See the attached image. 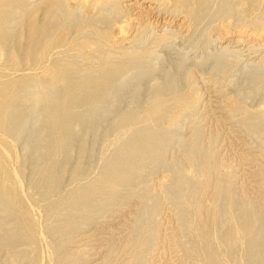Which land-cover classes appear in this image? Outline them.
I'll return each instance as SVG.
<instances>
[{
    "label": "rangeland",
    "instance_id": "obj_1",
    "mask_svg": "<svg viewBox=\"0 0 264 264\" xmlns=\"http://www.w3.org/2000/svg\"><path fill=\"white\" fill-rule=\"evenodd\" d=\"M91 1H78L82 7L79 15L93 13ZM121 2L130 4V9L125 7L117 17L121 22L112 27L119 29L122 24L127 31L122 36L127 41L134 38V43L126 41L123 46L153 50L149 62L155 65V74L143 78L135 70L125 75L120 86L122 105L115 108L110 100L92 114L91 129L84 130L82 126L76 129L77 143L65 156L66 164L61 170L65 189L88 190L98 185L107 135L118 116L132 111L137 103L146 104L152 89L164 84L167 77H179L188 84L187 77L192 76V89L184 93L195 107L176 108L175 115L161 126L165 140L153 146L157 159L146 158L142 167L135 170L133 183L115 198H111L109 191L92 197V210L85 216L75 214L73 226L64 234L56 226L62 216L68 219L70 203L59 206L49 220L50 202L41 201L43 194L37 186L38 170L49 147L44 140L36 142L32 138L41 123L34 103L38 84L31 88L22 134L17 140H8L15 144L22 165L24 206L35 228L29 239L11 238L19 231L18 226L0 212V236L3 237L0 238V264H204L196 236L200 222L209 232L206 242L217 241L223 264H264V132L261 134L252 124L254 114L260 112L264 127V29L259 33L260 29L255 31L252 25V20L263 19L262 12H249L247 4L232 0L233 12L215 16L221 1L213 0L211 11L194 24L186 14L173 12L171 4L159 12L153 9L157 4L149 1ZM164 30L175 35L168 43H156V35ZM116 33L120 39L118 30ZM87 61L83 66L91 64V57ZM242 95L247 98L248 111L235 108ZM192 144L197 148L194 153ZM82 164L89 168L88 173L77 178ZM180 174L185 177L183 190L176 185ZM220 187L225 190L217 199ZM198 205H201L199 210ZM247 214L255 217L253 233L224 243L222 239L228 230L247 218ZM250 241L254 244L249 250Z\"/></svg>",
    "mask_w": 264,
    "mask_h": 264
},
{
    "label": "bare ground",
    "instance_id": "obj_2",
    "mask_svg": "<svg viewBox=\"0 0 264 264\" xmlns=\"http://www.w3.org/2000/svg\"><path fill=\"white\" fill-rule=\"evenodd\" d=\"M78 1L0 0V212L6 214L18 226L19 231L11 238L29 239L35 228V222L24 206L26 197L22 191V165L16 155L15 144L8 140L9 138L17 140L22 134L26 122L28 92L35 85L38 84V94L34 103L38 107L41 127L33 131L32 138L36 142L44 140L49 147V153L38 170L37 186L43 194L41 201L50 202L47 207L49 220L53 218L54 211L59 206L65 202L70 203L68 219L62 216L60 224L56 226L64 234L68 233L73 226L75 214L85 216L92 210V197L109 191L111 198H115L122 189L133 183L135 170L142 167L146 158L157 159L158 155L153 146L165 140L161 126L168 118L175 115L176 108L191 110L195 107V103L188 101L184 93L187 89H192V76L187 77L188 84L183 83L179 77L177 79L167 77L164 84L152 89L146 104L137 103L132 111L118 116L107 135V148L103 155V172L98 185L94 184L93 188L88 190L68 191L65 189V180L61 176V170L66 164L65 156L77 143L76 129L79 126H82L84 130L91 129L92 114L106 103H110V100H112L110 104H113L115 108L122 105L123 95L120 86L125 75L135 70L143 78L155 74V65L149 62L153 50L144 47L129 49L123 46V43L127 41V37L122 36L123 33H127L125 26L121 24L119 29L112 27L119 21L117 17L125 11L124 8L130 9V4L123 5L121 0H93L90 5L93 13L90 16H81L78 11L81 12L82 7ZM148 1L157 4V7L153 9L159 12L166 10L171 4L173 12L186 14L196 24L211 11L210 4L213 0H143V2ZM220 1V8L215 16H223L234 11L232 0ZM241 3L248 5L249 12H262L261 21L252 20L255 31L260 29L259 33L262 32L264 29V0H241ZM116 29L120 33V39L116 37ZM174 35L173 32L164 30L163 33L156 35L155 42L168 43ZM133 40L127 42L134 43ZM88 57L92 59L91 64L83 66L88 62ZM247 105V98L242 95L236 101L235 108L248 111ZM252 124L255 130L263 134L264 127L260 112L254 114ZM195 149L197 148L192 144L193 153ZM88 170L86 165H80L76 177L88 173ZM176 185L180 190L186 186L185 177L181 174L176 179ZM224 190V187L217 189V199L224 194ZM200 207L201 205H198V210ZM247 215V218L239 220L237 224H233L230 231L228 230L222 239L224 243L233 238L247 237L253 233L255 217L253 214ZM189 220L192 219L189 218ZM200 223L198 227L196 223L191 224L197 227L196 236L201 245L200 257L204 264H223L217 251V241L206 242L209 232L206 225L203 223L200 225ZM195 227L194 230H196ZM0 238L3 237L0 236ZM253 244L254 242L250 241L247 248L252 249Z\"/></svg>",
    "mask_w": 264,
    "mask_h": 264
}]
</instances>
